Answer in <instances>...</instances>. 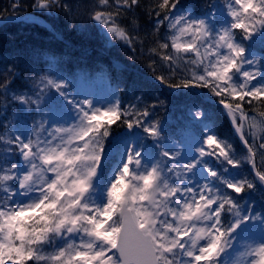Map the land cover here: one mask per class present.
<instances>
[{"label": "snow or ice", "instance_id": "1", "mask_svg": "<svg viewBox=\"0 0 264 264\" xmlns=\"http://www.w3.org/2000/svg\"><path fill=\"white\" fill-rule=\"evenodd\" d=\"M139 4L97 0L91 19L131 46L137 38L117 21ZM179 4L153 5L155 31L168 30L151 49L168 75L155 78L174 90L207 88L223 106L244 153L211 129L191 155L179 145L169 149L166 142L175 141L161 121L149 119L156 103L121 109L114 100L97 107L88 98L70 99L72 81L63 75L36 73L32 88L19 93L5 78L0 96L21 110L12 119L19 122L25 112L40 118L30 125V135L11 121L0 133V264H221L237 230L254 222L262 238L245 247L242 264H264V213L244 210L236 199L264 189V57L247 46L256 39L264 43V0L213 2L200 16L177 12ZM32 7L70 10L64 0H34ZM221 13L226 23L218 20ZM6 71L15 76L16 66ZM53 91L73 113L70 120L60 122L61 108L44 111ZM193 109L195 118L204 117L198 106ZM116 120L139 127L156 152L146 142L129 143L101 187L105 142ZM244 166L251 177L229 175ZM225 215L232 217L227 225Z\"/></svg>", "mask_w": 264, "mask_h": 264}, {"label": "trees", "instance_id": "2", "mask_svg": "<svg viewBox=\"0 0 264 264\" xmlns=\"http://www.w3.org/2000/svg\"><path fill=\"white\" fill-rule=\"evenodd\" d=\"M214 1L180 0L179 6L191 5L194 10L201 13ZM33 2L34 0H0V17L27 12L41 14L68 41L76 43L78 48L58 38L51 30L38 23L8 21L0 24V83L5 78L12 80L9 85L11 91L17 93L29 91L33 86L32 77L36 73L63 75L72 81V86L73 83L89 85L110 83L115 93L114 100L119 101L121 109H128L130 105L143 109L153 103L157 104V107L149 108L151 113L149 119L161 121L169 140L177 142L175 144L166 142L169 149H175L180 143L184 144L191 135L202 139L209 126L218 137L228 140L238 153H244V148L221 106L203 99L190 89H182L178 94L173 93L134 70L137 68L155 76L168 75L166 63L158 54L151 51L157 40L168 34L166 27H162L159 32L155 31L158 19L152 11L155 0H140L138 7L122 13L119 17L117 22L129 29L137 38L131 46L122 40L114 39L112 35L109 36L102 27L91 21L97 0H76L74 4L77 7L69 8V11L58 10L52 13L34 9ZM64 2L67 3V0ZM16 3L20 5L18 9L14 8ZM90 46L93 49L86 54L79 50ZM110 56L123 61L128 67L116 66ZM13 65L16 66L15 76L6 71ZM202 89L209 96L218 99L207 88ZM63 103L62 98L53 91L48 94L44 111L65 109ZM3 104H7V108H4ZM193 105L203 110L202 119L192 115ZM20 111V107L12 103L10 97L5 100L0 96V133L10 121L15 127L23 129L25 124L28 123L30 126L40 118L35 112H25L19 122L13 120V114L19 115ZM109 132L110 135L105 142L107 151L118 148L114 140L123 142L126 139H133L132 142L137 144L146 142L153 154L156 152L151 140L144 141L139 127L129 129L122 120H116L109 128ZM208 160L214 167L217 166L212 157ZM235 174L251 177V170L244 166L230 171V175ZM250 192L236 194V199L242 206L248 207L253 204ZM262 197L264 199V193ZM230 220L232 218L229 222Z\"/></svg>", "mask_w": 264, "mask_h": 264}, {"label": "rangeland", "instance_id": "3", "mask_svg": "<svg viewBox=\"0 0 264 264\" xmlns=\"http://www.w3.org/2000/svg\"><path fill=\"white\" fill-rule=\"evenodd\" d=\"M217 5H222L223 4V1L222 2H217L216 3ZM177 12H181L179 10H177ZM200 16V15H199ZM220 18V22H227L228 21V17L226 15H224L223 13H221V15L218 17ZM251 52L255 53V51H253V49L251 48L250 49ZM256 54V53H255ZM256 56L258 57V54H256ZM85 98H88V99H91L95 102V105L97 107H101V106H104V105H108V101L109 99L108 98H105V97H101L99 96L98 98L94 97V96H91L89 94H87L85 96ZM197 180L199 182L200 180V177H197ZM258 238V237H257ZM259 241V240H257ZM244 250H241L239 252H237L236 254H232L233 257H230L229 258V248L226 249L225 253L222 255V259H221V264H242L243 260H244V257L241 255V253L243 252Z\"/></svg>", "mask_w": 264, "mask_h": 264}, {"label": "water", "instance_id": "4", "mask_svg": "<svg viewBox=\"0 0 264 264\" xmlns=\"http://www.w3.org/2000/svg\"><path fill=\"white\" fill-rule=\"evenodd\" d=\"M32 17L34 16V15H31ZM21 18H26V16H24V17H21ZM43 22L45 23V24H47L48 26H51L50 24H48L46 21H44L43 20Z\"/></svg>", "mask_w": 264, "mask_h": 264}]
</instances>
